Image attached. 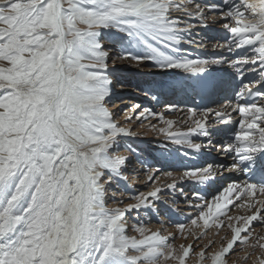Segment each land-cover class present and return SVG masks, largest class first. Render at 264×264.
Wrapping results in <instances>:
<instances>
[{
	"label": "snow or ice",
	"instance_id": "obj_1",
	"mask_svg": "<svg viewBox=\"0 0 264 264\" xmlns=\"http://www.w3.org/2000/svg\"><path fill=\"white\" fill-rule=\"evenodd\" d=\"M218 21L229 37L216 46L231 59L182 54V44L204 46L188 39L191 29ZM112 34H119L121 51L105 48L103 38ZM117 60L197 77L211 65L235 70L241 83L231 111L188 108L186 132L174 131L172 120L150 109L135 118H158L165 126L152 129L173 145L200 153L216 147L212 124L228 125L232 112L240 115V131L220 146L232 154L231 165L187 169L179 179L169 172L171 182L164 187L175 190L184 180L207 184L223 172L244 174L242 182L228 184L210 203L200 204L203 198H198V214L190 224L201 227L202 221L204 232L189 235L199 242L211 228L228 227L231 238L218 251L209 242L195 252L197 264H235L232 257L240 255L235 249L251 247L244 256L247 264L257 247L264 250V236L251 239L254 222L264 226V172L256 175L258 162L264 165V0L0 2V264H186L193 253L192 244L177 248L174 238L144 224L132 227L138 236L129 234L127 215L155 210L162 199V188L155 186L159 177L151 169V191L126 205L113 199L125 206L108 207L113 181L128 179L130 161L120 154V138L136 135L109 108L113 80L108 69ZM245 73L259 79L245 81ZM235 201L251 214L230 216ZM222 217L237 226L225 225ZM177 227L183 233L188 225ZM255 264H264V253Z\"/></svg>",
	"mask_w": 264,
	"mask_h": 264
},
{
	"label": "rangeland",
	"instance_id": "obj_2",
	"mask_svg": "<svg viewBox=\"0 0 264 264\" xmlns=\"http://www.w3.org/2000/svg\"><path fill=\"white\" fill-rule=\"evenodd\" d=\"M219 1L220 0H198V2L201 3H219ZM0 2H3V0H0ZM192 23H195V21L193 20ZM220 23V21L215 24L209 23V27L207 29L215 26L221 27ZM193 29V34H191L188 39H194L195 41H197V32L201 34L202 31L196 28ZM116 35L119 34H112L111 37L106 35L103 38V43L105 48H114L115 51L118 52L122 49ZM211 36L212 34L208 33V37L211 38ZM205 41L206 40H204L203 42ZM222 43L223 42L219 38L216 39L206 52V54H208V57L204 56V58L202 57L197 59L211 60L213 58H219L222 56H228L229 59H231V54H225L227 51L216 46L217 44ZM195 44L196 43H193L192 45ZM183 54L191 58H194V55H196L193 51L183 52ZM210 54L214 55L210 57ZM213 66L218 67V65ZM225 68L232 69V67L224 64L215 71H210L211 69L209 68L208 75L210 73L222 74V72L220 71ZM108 72L111 76V79L113 80V95L110 98L112 103L109 104V108L113 112L119 114V124L132 129L136 133L135 136L120 138V154L127 156L130 161L125 170V174L128 179L113 181L108 192V207L118 208L125 206L128 202L134 203L135 201L132 200V197H134L138 193H147L151 191V182L147 180V175L149 173V170L151 169L152 172H154L156 176L159 177L155 186L162 188V191L160 193L162 199L157 202V207L155 210H141L138 213L132 212L127 215L126 219L128 220L129 234L138 236V233L132 231L131 229L135 225L144 224L148 226L151 231L159 230L163 234L174 238V244L177 248H179L180 245L187 246L189 244H192L193 253H190L186 264H197L198 257L194 255L195 252H198L202 248H205L209 244V242H214L215 248H213L212 250L218 251L220 247L225 243V238H231L232 230L228 227L219 229L213 227L208 231L207 235L203 236V239L201 241L197 242L194 235H189V231L195 234L197 230L202 228L190 224L191 219L195 218L198 214V208L194 207V205L197 204L198 198L200 197L203 198L199 200L200 204H203L205 200L210 203L211 200L217 194H219L223 188L228 186V184L232 182H242L245 179V176H243L242 173L237 172H223L222 174H218L214 180L209 181L207 184H197L190 180H184L182 183L178 182L176 189L172 190L164 187L167 183L171 182V180L167 176V173L171 172L177 179H179L183 171L187 169L200 168L208 164L231 165L233 163L232 154H226L221 150L220 147L222 144H226L228 142V139L224 141V136H221V142H219V140L217 141L215 139H212L216 147L206 148L202 151H208L212 157L216 158V160H205L204 157L208 155L202 154V152L194 153L191 150L173 145L166 139L164 134H161L157 130L151 128V125L153 124L157 125L158 128L165 126L163 122L158 120V118L149 117L148 120H144L143 117H141L140 119L135 118L141 110L150 109L157 114H163L165 120H172L174 122V131H188V127L184 123V121L188 119L186 110L188 108L194 109L193 106L186 105L184 106L185 110L180 111L179 107L182 106L176 103V100H174V103L163 101L159 104L158 101L161 100L158 95H155L156 98L154 100H158V103L154 104L153 98L150 97V95L152 96V91H155L156 89L159 90V86H161V84L168 85L167 82L163 83L162 79L170 77V74L172 75V72L162 74L163 72L151 65L144 67L137 65L135 62L124 60H117L110 63ZM173 75L175 77L177 76L176 78L178 80L180 79V81H182L183 83L189 80L188 76L191 74L175 72L173 73ZM156 92L160 93V91ZM164 92L168 93L170 92V90L165 88ZM236 103L237 102H235V104ZM136 105H140V108H136ZM223 107V104L219 102L217 103V105H213L206 109L200 108L198 112H203L208 109H214L218 111H225L229 109L227 111H231V107L222 110ZM174 108L177 110L173 111L172 109ZM129 116L133 117L131 122H128L127 120ZM235 116L238 117L237 112ZM241 119L242 118L240 117L239 122L235 126V133L240 131L239 123ZM222 127H224V125H222ZM218 130L220 131L221 128H219ZM212 138L214 137L212 136ZM197 142L206 141L204 140V138H199ZM129 147H131L134 151H127L126 149H128ZM186 151L188 153L187 155H185ZM258 165L259 164H257V166ZM113 193L116 194L115 197H113ZM113 199L115 201L123 200L125 202V205L115 203L113 202ZM173 201L175 202L173 203ZM239 203L240 201L234 202L232 210L229 211V215L236 218L250 215L251 212L247 208H239L235 206ZM221 220L225 225L232 223L233 226H237L236 220L229 221L224 217H222ZM161 223L164 225L163 227H161ZM201 223L203 222L198 221V224L202 226ZM240 223L243 222L241 221ZM179 224L188 225L183 233H181L179 231V228L177 227ZM254 224L255 227L253 235L251 237L253 241H255L257 237L264 236V226H261L259 223L255 222ZM202 232H204V229L200 233L195 235H200ZM261 242L264 243V241ZM235 251L240 252L239 256L232 257V260L235 261V264H245L244 256L248 252H252L253 249L251 247H247L245 251L241 252L240 248H236ZM255 251L256 255L252 256V258L247 261V264H255L257 258L261 256L262 253H264V250L259 249V247H257ZM170 264H172V262H170ZM204 264H209V262L205 260Z\"/></svg>",
	"mask_w": 264,
	"mask_h": 264
},
{
	"label": "bare ground",
	"instance_id": "obj_3",
	"mask_svg": "<svg viewBox=\"0 0 264 264\" xmlns=\"http://www.w3.org/2000/svg\"><path fill=\"white\" fill-rule=\"evenodd\" d=\"M192 30V29H191ZM208 33H209V31H208ZM191 34H193V30L191 31ZM119 35H116V37H118ZM191 36V35H190ZM198 41H204V39L202 40V39H197ZM138 67V66H137ZM141 71V70H140ZM197 77V76H196ZM198 79L200 78V77H197ZM235 105V103H233V106ZM228 126V125H227ZM224 128L226 129V131H229L227 128L228 127H226V125H224ZM243 176H244V174H243ZM111 201V200H110ZM111 203V202H110ZM151 210V209H150ZM150 215H152V214H150ZM202 224V223H201ZM202 227V226H201ZM203 230V228H200L199 230H197L196 232H195V234H198V233H200L201 231ZM193 236V235H192ZM194 237H195V235H194ZM194 237H192V238H194ZM190 242V241H189Z\"/></svg>",
	"mask_w": 264,
	"mask_h": 264
}]
</instances>
